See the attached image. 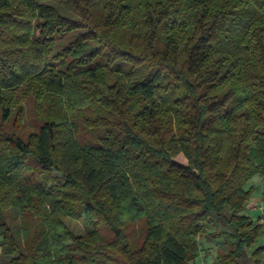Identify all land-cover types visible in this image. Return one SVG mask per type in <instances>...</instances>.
I'll return each mask as SVG.
<instances>
[{
	"label": "trees",
	"instance_id": "trees-1",
	"mask_svg": "<svg viewBox=\"0 0 264 264\" xmlns=\"http://www.w3.org/2000/svg\"><path fill=\"white\" fill-rule=\"evenodd\" d=\"M257 173L264 0H0L4 264H264Z\"/></svg>",
	"mask_w": 264,
	"mask_h": 264
},
{
	"label": "rangeland",
	"instance_id": "rangeland-1",
	"mask_svg": "<svg viewBox=\"0 0 264 264\" xmlns=\"http://www.w3.org/2000/svg\"><path fill=\"white\" fill-rule=\"evenodd\" d=\"M24 107H25L26 124L23 127L22 131L20 132V136L22 138H25L27 132L30 131L31 128H34L35 126L38 125V121L35 118V114L33 112V100L31 97L28 96L25 99ZM80 133L84 140L90 141L97 134V130H90L85 128L81 130ZM248 185L252 186L253 191L251 193L249 200L245 205V212L249 213L252 217L257 218V216L261 214V211L263 209V204L261 203L260 200V194L264 190V175L258 173L253 175L250 178ZM64 220L67 226L74 234H85L89 230V227L83 222L82 219L66 217ZM217 226L221 227V225H217ZM212 230H213L212 228H207L206 232L201 233L198 236V244L199 247L201 248V251L199 256L196 258L197 264H212L216 256L219 253H221V245L219 244V242L217 240H214L213 237H211L208 234V232ZM99 231L103 240H108L112 238V233L108 228L101 227L99 228ZM126 232L135 241H139L143 234L142 221L137 220L132 224H129L126 228ZM257 243L264 244V227L262 229L260 236L257 238L255 244ZM249 253L250 250L245 251L246 260L250 259L248 255ZM6 259L7 256L2 252V248L0 246V264H4ZM262 259H264V252L262 254Z\"/></svg>",
	"mask_w": 264,
	"mask_h": 264
},
{
	"label": "crops",
	"instance_id": "crops-1",
	"mask_svg": "<svg viewBox=\"0 0 264 264\" xmlns=\"http://www.w3.org/2000/svg\"><path fill=\"white\" fill-rule=\"evenodd\" d=\"M197 263V262H196Z\"/></svg>",
	"mask_w": 264,
	"mask_h": 264
}]
</instances>
